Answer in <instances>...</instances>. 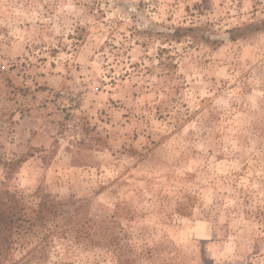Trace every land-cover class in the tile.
<instances>
[{
  "label": "rangeland",
  "instance_id": "374dc122",
  "mask_svg": "<svg viewBox=\"0 0 264 264\" xmlns=\"http://www.w3.org/2000/svg\"><path fill=\"white\" fill-rule=\"evenodd\" d=\"M0 157V264H264V0H0Z\"/></svg>",
  "mask_w": 264,
  "mask_h": 264
},
{
  "label": "trees",
  "instance_id": "16d2710c",
  "mask_svg": "<svg viewBox=\"0 0 264 264\" xmlns=\"http://www.w3.org/2000/svg\"><path fill=\"white\" fill-rule=\"evenodd\" d=\"M19 163V160L11 159L4 160L0 157V164L5 168L6 177H10L11 172L15 166ZM3 182H0L2 185ZM25 196L18 190H11L5 188L0 190V247L3 249L8 248V244L11 243L10 237L12 236L14 227L20 220H25L26 209ZM57 202L50 197V195H43L41 201L37 203L36 211L39 213L44 209H50L56 207ZM90 220V219H89ZM5 249V250H6Z\"/></svg>",
  "mask_w": 264,
  "mask_h": 264
}]
</instances>
